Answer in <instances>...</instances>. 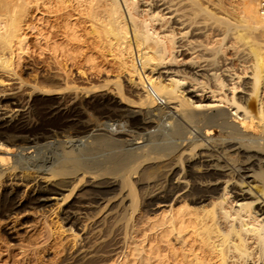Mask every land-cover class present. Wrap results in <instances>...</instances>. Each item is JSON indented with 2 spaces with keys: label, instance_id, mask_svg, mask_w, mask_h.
<instances>
[{
  "label": "bare ground",
  "instance_id": "6f19581e",
  "mask_svg": "<svg viewBox=\"0 0 264 264\" xmlns=\"http://www.w3.org/2000/svg\"><path fill=\"white\" fill-rule=\"evenodd\" d=\"M28 1L0 0L2 68H11L23 49L26 38L20 25ZM68 1L89 17L90 31L102 48L112 51L123 66L129 65L131 70L126 72L129 78L138 76L136 84L144 85L140 70H149L142 106L129 111L131 124L153 130L148 145L144 139L133 140L127 142L133 147L123 149L121 137L135 133L126 129L110 133L100 122L92 128L91 139L96 148L109 151L106 157L88 166L71 163V158L65 162L63 153L62 160L56 157L35 171L18 151L31 127L17 99L8 96L0 101V215L13 216L20 210L45 215L57 210L60 225H68L65 231L84 232L79 220L95 217L93 224H101L110 215L109 203L117 187L127 186V176L138 173V178H148V212L159 203L167 206L148 216V234L125 248L127 253L115 264H264V144L259 142L264 140V11L260 0ZM63 25L64 41H78L75 25ZM36 31L40 44L45 37L39 39L42 32ZM44 45L53 54L63 52L59 44ZM178 57L181 66L173 67ZM83 177L88 178L85 185L65 202ZM128 194L132 209L133 195ZM102 204L108 208L98 215ZM77 250L78 262L91 263L89 252Z\"/></svg>",
  "mask_w": 264,
  "mask_h": 264
},
{
  "label": "rangeland",
  "instance_id": "374dc122",
  "mask_svg": "<svg viewBox=\"0 0 264 264\" xmlns=\"http://www.w3.org/2000/svg\"><path fill=\"white\" fill-rule=\"evenodd\" d=\"M29 1L26 14L21 19V32L25 34L26 39L22 51L19 52L21 53L19 59L15 61L14 65H12L13 67L11 66L12 69L0 67V101L7 99L8 96H14L20 106V110H22L23 113L25 111L26 115L24 114V116L27 118L25 120L29 122L26 123L31 127V131L24 134L25 141L22 142L23 144L21 143V148L18 150L21 158L26 155L23 159L26 161L28 160V162L33 165L32 167L35 171L48 166L56 157L61 159L63 153L65 154L64 158H68L65 159V162L66 160L67 162L71 160V163L78 164L79 162L80 164L91 166L95 162L102 160V158H104L103 156L106 157L109 152L105 149L96 148L92 143L91 136L93 133H91V130L97 125L102 124L100 122L107 125V130L109 129L108 132L110 133H115L112 131L118 129H126L127 131L130 130L136 134L132 135L126 133L121 137L123 141L120 140V147L123 149H129L131 146L130 143H133V140H135L134 142H137L138 140L143 141L144 139L143 143L148 145V135L152 132L153 127H143L141 125L138 126L131 124L132 120L130 119H132V114L130 111H133L134 109L138 110L142 106L140 100L144 93L143 86L145 87L147 84L146 76L149 75V70L144 69L145 72L144 70H140V73H144L141 74L142 79H144L143 86L139 82L136 84V82L139 81L136 74H130L131 78H129V73L126 72L127 68L129 71L131 70V68L128 67L129 65L127 64L126 67L125 65L123 66L120 64L119 60H117L116 56L112 54V51L104 47L102 48L100 40L95 38L96 35L94 32L90 31L91 20H89V17L84 12L77 9L72 2L68 0H39L36 4L33 0ZM68 22L75 25L79 35L78 41H64L65 28L63 27V24ZM38 24H40V26ZM36 28H40V33L42 32L39 39H41L42 36L45 37L41 39L42 42L40 41V44H37L36 42ZM62 40L64 43L61 42ZM45 42H48L49 44L54 43L55 45L59 44L63 47V52L57 51L53 54L47 49L48 47L44 45ZM6 54H8V52ZM136 55V53H133V59L135 60L136 66H139ZM65 56L67 58H65ZM87 56L90 57V59L92 57V61H90L91 63L86 61ZM180 57L177 58L178 64L176 63L173 67L181 66L179 61ZM234 64L236 63L234 62ZM130 79H132V81ZM117 88L120 89L118 90ZM4 96H6V98ZM98 100L100 101L98 102ZM76 101L79 102L77 103ZM50 102L57 105L52 106ZM36 103L41 105L38 106ZM84 103L88 106H85ZM7 104H9V102H7ZM49 104H51V106H49ZM90 104L95 107L90 106ZM112 104L116 108H113L114 106ZM69 106L71 108L73 107L72 110ZM53 108L56 109V111ZM123 109L125 110L123 111ZM99 110H101V113H99ZM44 111L47 112L44 113ZM104 111H107L108 113H105ZM110 113H112L113 116H111ZM61 114L62 117L59 116ZM100 114H103L104 116ZM80 115L83 116L81 117ZM75 116L78 118L76 119ZM61 118L64 119L62 120ZM66 118L67 121L65 120ZM148 121H151V119ZM41 123L43 125H41ZM129 123L131 127H129ZM155 123L159 122L155 121ZM123 126L128 128H123ZM87 127H89L88 130ZM36 128H38V130ZM259 132L260 131L256 132V135ZM29 133H31V137L29 136ZM34 136H36L35 139L33 138L34 141H31ZM37 139H39V141ZM259 142H263L264 144V140ZM116 150H118V148H116L115 151ZM103 153H106V155ZM80 156L82 159H80ZM78 157L79 161H77ZM82 160L85 161L82 162ZM136 174L139 177L138 173L133 174L134 176L132 174L127 176V186H122V188L119 186L117 187L116 194L114 193V197L109 203L113 206L110 209V215L101 221V224H93L95 217L93 219L83 216V218L79 220V222L81 221L80 225H82L81 228L84 229V232L65 231L68 225L65 223L63 224L62 222V225H60V221L57 220V210L48 211L45 215H42L35 210H27L26 213H23L24 211L20 210L15 212L16 214L14 213L13 216L10 215L8 217L0 215V264H75V262L83 264L77 261V253H74L76 251L78 252L77 249L79 248L82 250L85 249L84 251L89 252L88 256H90V259L92 260L89 264H115L116 261H119L120 258L124 256L125 251L127 253L126 249H129L135 241L138 243V240L148 234V216L159 214L167 206L165 203H159L152 207V212H148V178H145L144 180V178L140 176V178L143 179L139 180L140 178H138ZM116 176V178L120 179L118 175ZM83 178L80 179L73 193L65 202H69L72 199L74 192H79V190L85 185L88 178ZM138 181L142 182L138 183ZM144 183L146 185H144ZM23 189L24 187H20V191ZM129 191H131L133 195L132 209H130L129 201H131V195L128 194ZM103 205L104 204L99 207L102 209L97 213L98 215L108 208V206L103 207ZM121 216L123 217L121 218ZM84 219L86 220L84 221ZM87 232L89 233L87 234ZM83 235L87 238L83 237ZM78 237L81 238V243L78 241ZM175 244L177 245V242ZM95 246H97L96 249H94ZM126 246H128V248ZM94 259L97 261H94ZM112 261H114V263Z\"/></svg>",
  "mask_w": 264,
  "mask_h": 264
},
{
  "label": "built area",
  "instance_id": "2783aa9c",
  "mask_svg": "<svg viewBox=\"0 0 264 264\" xmlns=\"http://www.w3.org/2000/svg\"><path fill=\"white\" fill-rule=\"evenodd\" d=\"M260 9L264 11V0H260Z\"/></svg>",
  "mask_w": 264,
  "mask_h": 264
}]
</instances>
